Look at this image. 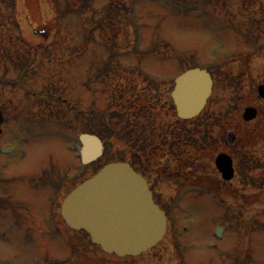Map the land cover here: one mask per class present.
<instances>
[{
  "label": "rangeland",
  "instance_id": "374dc122",
  "mask_svg": "<svg viewBox=\"0 0 264 264\" xmlns=\"http://www.w3.org/2000/svg\"><path fill=\"white\" fill-rule=\"evenodd\" d=\"M230 1L229 8L219 10L212 5L168 7L151 0H0V147L13 152L0 154V264H183L181 258L184 264H264V144L258 141L244 152L256 168L247 180L237 177L226 184L220 202L196 190L167 199L173 184L153 174L156 201L173 226L169 223L164 241L139 258L103 254L60 217L62 198L88 179L95 166L80 167L72 151L73 138L89 130L88 116L77 119L66 107L45 100L46 95L62 96L85 112L91 104L86 87L91 75L105 66L141 70L137 56L151 51L143 66L152 74L172 77L186 69L212 74L216 83L204 113L208 119L193 124L192 140L204 134L219 137L222 128L226 134L224 127L217 130L215 117L227 113L236 95L243 99L252 86L264 84V25L253 36L259 51L254 52L256 45L248 38V19L264 16V0L243 7ZM90 30L95 33H89V47ZM113 46L116 50H109ZM117 152L105 151L99 167L114 157L129 166L136 161V154ZM222 152H207L209 159L200 162L208 164L207 177L212 178L213 160ZM191 153L196 156L193 147ZM166 154H160L152 173L172 164ZM46 178L64 185L54 204ZM216 226L223 232L219 241L212 238Z\"/></svg>",
  "mask_w": 264,
  "mask_h": 264
},
{
  "label": "flooded vegetation",
  "instance_id": "af4514ba",
  "mask_svg": "<svg viewBox=\"0 0 264 264\" xmlns=\"http://www.w3.org/2000/svg\"><path fill=\"white\" fill-rule=\"evenodd\" d=\"M189 2L190 4L208 7L212 5L214 9L219 10H225L226 6L229 8L232 5L230 0H189ZM249 2L252 0H238L236 6L243 7ZM227 15L231 16L232 14ZM227 18L226 20L229 21L230 18ZM248 20V27H250L248 38L252 44L256 45L258 39L251 37V35H255L256 28L258 31L262 28L264 16L260 15ZM257 25L258 27H256ZM248 38L247 41H249ZM109 50H116V48L113 46ZM139 65L141 70L133 69L131 66L130 69L120 65H115L113 68L105 66L100 71L95 69L98 72L88 78L86 87H88L91 102L88 107L89 132L101 141L104 153L115 150L118 151L117 153L136 154V161L134 160L130 164L145 179L154 200H156L155 191L150 181L153 174L156 175V178L161 176V181H165L169 185L173 184L174 191L169 198L166 197L167 199L173 198L178 186L189 188L190 186H200L201 190L197 195L209 194L219 197L220 192L224 191V183L215 170L214 160L210 169L212 178L207 177L209 176L206 173L208 172V164L200 163L202 160L205 162L207 158L209 159L210 156L207 152L223 151L222 153L227 154L232 160H237V164L234 165L232 181L237 177L247 180L246 176L256 166H254V161L249 155L244 153L245 149L250 148L249 144L252 142L257 143L258 141L264 144V109L262 108L264 102L257 97L259 87L264 88V84L257 83L252 86L250 92L244 94L246 96L243 99L240 98V94L236 95V98L232 99L228 105L227 113L222 117H215L216 120H219L217 130L220 131L224 127L227 130L226 134L222 128V134L219 137H210L204 134V138L194 142L192 140L193 124H201L207 120L206 114L194 120L181 121L177 119L172 101L176 75L173 73L175 76L168 77L152 74L147 71L148 69L142 70L145 66ZM133 73L136 75L134 76ZM137 75L140 81L135 82L134 79L137 78ZM215 83L214 78L213 87H215ZM47 96L54 100V96L50 94ZM55 100L59 101L57 97ZM239 101H242L240 106ZM209 105L210 102L207 106L209 107ZM247 109L256 112V118L253 121H243L244 111ZM235 120L237 121L236 124L233 123ZM223 121H227L226 126H223ZM250 124H253L251 129L247 127ZM229 132L233 133L234 136V143L232 144L227 142ZM203 140L205 141L204 144H196L198 141L203 142ZM234 146L236 149L230 150V147ZM192 147L195 149L196 156H192ZM160 154H166L164 157L172 164L152 173L155 165L162 160ZM198 154L201 156H197ZM111 162L120 163L122 161H116L114 157ZM193 169L198 173V177L192 175L195 173ZM44 181V186L48 187L49 192L56 196L51 199L54 204V200H58L60 193H62L64 185L51 183L53 182L51 178H46Z\"/></svg>",
  "mask_w": 264,
  "mask_h": 264
},
{
  "label": "water",
  "instance_id": "95a60500",
  "mask_svg": "<svg viewBox=\"0 0 264 264\" xmlns=\"http://www.w3.org/2000/svg\"><path fill=\"white\" fill-rule=\"evenodd\" d=\"M211 88L210 76L205 71L195 69L180 76L172 95L177 117L188 120L198 116ZM258 94L264 99L263 88H259ZM255 117L254 110H246L243 120L249 122ZM2 122L0 113V127ZM228 141H233L232 134H228ZM81 144V155L87 164L103 152L100 141L94 137L83 136ZM215 165L225 181L233 177L228 157H217ZM61 216L71 230L84 231L92 244L117 257H135L148 251L162 240L166 229L165 216L153 204L145 182L125 164L105 166L82 183L63 202Z\"/></svg>",
  "mask_w": 264,
  "mask_h": 264
},
{
  "label": "trees",
  "instance_id": "16d2710c",
  "mask_svg": "<svg viewBox=\"0 0 264 264\" xmlns=\"http://www.w3.org/2000/svg\"><path fill=\"white\" fill-rule=\"evenodd\" d=\"M12 2H14V0H12ZM12 4H13V3H12ZM12 7H13V6H12ZM15 28H17V29L19 28L18 24L15 25ZM18 41L22 43V45L24 46V47H23L24 49H28V46H27V45H26V44H25L20 38H18ZM39 103H40V102H39ZM194 142H195V141H194ZM198 143H202V144H204L205 141H204V140H203V142H201V141L199 142V141H198L196 144H198Z\"/></svg>",
  "mask_w": 264,
  "mask_h": 264
}]
</instances>
